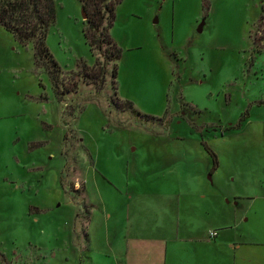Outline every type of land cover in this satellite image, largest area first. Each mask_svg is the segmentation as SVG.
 Listing matches in <instances>:
<instances>
[{"label": "rangeland", "instance_id": "rangeland-1", "mask_svg": "<svg viewBox=\"0 0 264 264\" xmlns=\"http://www.w3.org/2000/svg\"><path fill=\"white\" fill-rule=\"evenodd\" d=\"M54 3L57 71L0 25V264H120L134 234L227 224L203 212L264 164V0H120L116 60Z\"/></svg>", "mask_w": 264, "mask_h": 264}, {"label": "crops", "instance_id": "crops-1", "mask_svg": "<svg viewBox=\"0 0 264 264\" xmlns=\"http://www.w3.org/2000/svg\"><path fill=\"white\" fill-rule=\"evenodd\" d=\"M262 167L256 179L259 187L253 181L254 191L242 195L232 192L230 198L225 197L229 212L223 211L217 199L212 205L216 212H203L212 221L229 219L227 224L217 223L204 233L188 236L179 237L181 232L176 231V238L183 243L175 246L165 237L134 234L125 239L119 251L120 264H264V164ZM256 188L262 191L255 192ZM212 230L215 236H210Z\"/></svg>", "mask_w": 264, "mask_h": 264}, {"label": "trees", "instance_id": "trees-1", "mask_svg": "<svg viewBox=\"0 0 264 264\" xmlns=\"http://www.w3.org/2000/svg\"><path fill=\"white\" fill-rule=\"evenodd\" d=\"M120 0H80L85 15L84 29L85 37L92 49L101 50L102 45L109 47V59H118L120 49L109 34V29L113 24L115 5ZM54 0H0V25L23 44L31 42L36 64L47 66L52 70H59V66L46 46L47 31L55 21ZM264 20L261 16L260 22ZM106 22V25L104 23ZM108 50V49H107ZM106 54V51H104ZM105 63L94 62L93 70H98L104 76L106 71ZM82 73L87 78L86 65H81ZM114 75L116 72L114 71ZM97 76V73L95 74ZM92 77V75H91ZM94 77V76H93ZM90 76L87 78L89 79ZM128 106L131 102L125 100ZM139 113V111H134ZM206 150L211 151L207 146ZM214 163L216 155L212 152Z\"/></svg>", "mask_w": 264, "mask_h": 264}, {"label": "water", "instance_id": "water-1", "mask_svg": "<svg viewBox=\"0 0 264 264\" xmlns=\"http://www.w3.org/2000/svg\"><path fill=\"white\" fill-rule=\"evenodd\" d=\"M82 15H83V17L85 18L84 12L82 13ZM202 27H203V21H201V22L199 23L197 30H198L199 32H201V31H202Z\"/></svg>", "mask_w": 264, "mask_h": 264}, {"label": "built area", "instance_id": "built-area-1", "mask_svg": "<svg viewBox=\"0 0 264 264\" xmlns=\"http://www.w3.org/2000/svg\"><path fill=\"white\" fill-rule=\"evenodd\" d=\"M215 235H216V231L215 230L210 231V236H215Z\"/></svg>", "mask_w": 264, "mask_h": 264}]
</instances>
